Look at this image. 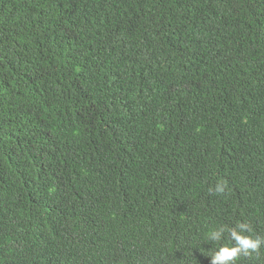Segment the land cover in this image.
Segmentation results:
<instances>
[{
    "label": "trees",
    "instance_id": "1",
    "mask_svg": "<svg viewBox=\"0 0 264 264\" xmlns=\"http://www.w3.org/2000/svg\"><path fill=\"white\" fill-rule=\"evenodd\" d=\"M240 222L264 237V0H0V264H210Z\"/></svg>",
    "mask_w": 264,
    "mask_h": 264
},
{
    "label": "clouds",
    "instance_id": "2",
    "mask_svg": "<svg viewBox=\"0 0 264 264\" xmlns=\"http://www.w3.org/2000/svg\"><path fill=\"white\" fill-rule=\"evenodd\" d=\"M227 185L218 182L213 189L217 194H222ZM250 223L240 222L235 227L229 228L227 225H220L211 230L207 240L211 242H221L227 236L231 240V245H221L210 255V264H236L240 257H250L259 255L260 249L264 247V237L254 236Z\"/></svg>",
    "mask_w": 264,
    "mask_h": 264
}]
</instances>
